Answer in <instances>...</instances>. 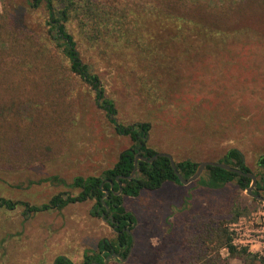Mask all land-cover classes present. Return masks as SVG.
<instances>
[{
  "label": "rangeland",
  "instance_id": "rangeland-1",
  "mask_svg": "<svg viewBox=\"0 0 264 264\" xmlns=\"http://www.w3.org/2000/svg\"><path fill=\"white\" fill-rule=\"evenodd\" d=\"M5 6L0 1V14ZM226 35L227 40L233 34ZM249 36H239L240 44L230 41L231 47L230 42L215 40L203 52L180 54L170 47L165 54L174 68V94L167 98L162 90L164 98L155 106L133 89L132 75H126L125 81L113 76L107 95L114 100L116 121L123 125L150 122L148 145L170 154L175 162H224L225 152L235 147L249 169L257 172L255 160L264 153V36ZM87 88H77L80 105L67 129L56 128L58 133L44 135L37 145L33 141L26 145L20 134L14 144L8 143L14 167H0V197L18 204L12 209L0 206V264H53L57 256L83 264L84 255L96 251L102 238H115L111 226L90 213L93 200L26 212L27 207L47 203L58 193L77 194L78 189L67 187L73 178L100 176L132 144L130 138L116 133L110 116ZM122 198L137 218L134 242L126 260L112 259L108 264L171 262L187 248L199 223L212 226L224 220L228 227L241 220L246 234L264 225V202L235 182L219 189L205 187L197 179L187 185L166 182L160 190ZM236 208L248 213L228 221ZM256 244L246 248L260 255ZM219 255L222 264L241 263L223 247Z\"/></svg>",
  "mask_w": 264,
  "mask_h": 264
},
{
  "label": "trees",
  "instance_id": "trees-1",
  "mask_svg": "<svg viewBox=\"0 0 264 264\" xmlns=\"http://www.w3.org/2000/svg\"><path fill=\"white\" fill-rule=\"evenodd\" d=\"M0 1L7 4L0 14V167H14L9 144L19 140V134L26 145L31 141L37 145L44 135L67 129L75 121L80 105L77 88L87 85L97 106L113 116L110 121L116 133L130 138L132 144L100 176L73 178L68 185L79 189L77 194L58 193L47 203L27 207L26 212L61 209L68 203L91 199L94 200L91 213L99 216L108 206L119 221L118 233L113 239H101L93 255H84L83 264L90 258L103 264L102 253L106 255L113 250L124 258L132 242L124 228L133 229L136 217L126 210L122 197H135L142 190H156L166 182L180 181L165 156L150 162L139 160L132 177H120L131 173L135 151L140 150L148 158L157 151L148 145L150 122L123 125L115 121V103L107 95L114 83L113 76L125 81L126 75H132L133 89L148 96L153 106L164 98L162 90L171 98L174 68L166 51L171 47L170 51L177 50L180 54L203 52L215 40L240 44L239 36H264V0H218L214 5L194 0ZM226 34L233 35L226 40L223 38ZM233 36L235 39H231ZM222 159L258 177L252 193L264 197V153L255 160L257 172L249 169L238 148H229ZM175 164L184 178L195 171L196 163L192 160ZM105 179L110 181L100 186ZM197 182L210 189L235 182L245 190L251 179L208 165ZM119 187L121 192L116 194ZM103 189L107 190L104 197ZM17 204L0 197V206L12 209ZM247 213L246 209L236 208L228 221ZM225 223L224 220L212 226L199 223L196 234L187 241V248L173 261L149 264H222L220 247L240 264H264V257L232 243ZM53 264L73 263L57 256Z\"/></svg>",
  "mask_w": 264,
  "mask_h": 264
},
{
  "label": "water",
  "instance_id": "water-1",
  "mask_svg": "<svg viewBox=\"0 0 264 264\" xmlns=\"http://www.w3.org/2000/svg\"><path fill=\"white\" fill-rule=\"evenodd\" d=\"M116 121V119H115ZM158 156H165L169 159V162H170V166L172 167L174 173L176 174V176L178 177L180 183L182 184H188L192 181H194L196 178L199 177V175L201 174V172L203 171V169L206 167V166H215V167H219V168H222L224 170H227V171H230V172H234V173H237V174H240V175H244V176H247L251 179V183L249 184V186L245 189L246 190V193L248 195H251V196H254V197H257L259 200H261L262 202H264V197L262 196H257L255 194H253L251 191L252 189L254 188L255 184H256V176L251 173V172H244L242 170H240L239 168H236V167H233L225 162H211V161H204V162H201L199 164H197V167H196V170L195 172L188 178H183V176L181 175V173L177 170L176 168V165H175V162L172 158V156L168 153H164V152H157L155 155L151 156L150 158H147L145 156H141V155H137L135 156L134 158V162H133V169L131 171V173L128 175V176H120L121 178H130L134 175V172H135V169H136V164H137V159L139 160H143V161H147V162H150L152 161L153 159L157 158ZM118 179V178H116ZM110 185L112 187V183L110 182ZM120 191V190H119ZM104 193L106 194L107 191L105 190ZM107 209V208H106ZM101 217L103 218L104 216L101 215ZM105 221H107L108 219L107 218H103ZM112 256H116L117 258H119L120 260H122V257L120 255H118L117 253H113ZM111 258L110 256L108 258H106L103 262V264H106L107 263V260ZM95 264H98V263H95Z\"/></svg>",
  "mask_w": 264,
  "mask_h": 264
},
{
  "label": "flooded vegetation",
  "instance_id": "flooded-vegetation-1",
  "mask_svg": "<svg viewBox=\"0 0 264 264\" xmlns=\"http://www.w3.org/2000/svg\"><path fill=\"white\" fill-rule=\"evenodd\" d=\"M110 117H113V116H110ZM117 122V121H116ZM122 152V151H121ZM135 153V155H134V158H135V156H137V155H141L140 154V150H138V151H135L134 152ZM141 156H143V155H141ZM146 157V156H145ZM134 158H133V162H134ZM148 158V157H147ZM138 161H139V159H137V163H138ZM141 161H143V160H141ZM175 162V161H174ZM170 163V162H169ZM176 165V164H175ZM136 167H137V164H136ZM196 167H197V164H196V166H195V170H196ZM177 168V167H176ZM206 168V167H205ZM205 168L203 169V173H205ZM133 169V168H132ZM135 171H136V169H135ZM195 172V171H194ZM193 172V173H194ZM201 172V174L199 175V177L198 178H196L197 180L200 178V176L203 174ZM135 173V172H134ZM192 173V174H193ZM191 174V175H192ZM190 175V176H191ZM189 176V177H190ZM184 178V177H183ZM188 178V177H187ZM186 179V178H185ZM195 179V180H196ZM194 180V181H195ZM109 182L110 180L109 179H105L102 183H101V185L100 186H102L103 185V183L104 182ZM193 182V181H192ZM172 183V182H171ZM256 183H257V177H256ZM179 184H181V185H187V184H182V183H179ZM189 184V183H188ZM164 185V184H163ZM162 185V186H163ZM256 185V184H255ZM161 186V187H162ZM67 187H69L68 185H67ZM161 187L160 188H158V189H156V190H160L161 189ZM254 188H255V186H254ZM253 188V189H254ZM72 189V188H71ZM76 189V188H75ZM111 189H112V187H111ZM252 189V190H253ZM106 189H103V191H105ZM120 190V191H119ZM78 191H79V189H78ZM107 191V190H106ZM142 191H152V190H142ZM141 191V192H142ZM64 192H67V191H64ZM68 192H70V191H68ZM121 192V188L119 187V189H118V191H116L115 193L117 194V193H120ZM140 192V193H141ZM252 192V191H251ZM78 193V192H77ZM107 194V193H106ZM105 193H104V195H103V197L106 195ZM254 194V193H253ZM255 195H257V194H255ZM257 196H261V195H257ZM102 197V198H103ZM263 197V196H262ZM257 198V197H256ZM258 199V198H257ZM88 200H91V199H88ZM259 200V199H258ZM87 201V200H86ZM261 201V200H260ZM93 203H94V200H93ZM92 206H93V204H92ZM106 208L107 209H105L104 211H102L101 212V214L99 215V217L103 220V221H105L103 218H107L108 220L107 221H105V222H107L110 226H111V228H112V231L115 233V237H116V234L118 233V231H117V229H116V227L118 226V224H119V221L117 220V219H115V217H114V214H113V212L112 211H110L109 210V208H108V206H106ZM126 208V207H125ZM127 210V209H126ZM128 211H131V210H128ZM132 212V211H131ZM91 213V212H90ZM92 214V213H91ZM93 215V214H92ZM101 215H103L104 217L102 218L101 217ZM135 215V214H134ZM93 216H98V215H93ZM136 217V216H135ZM137 224V218H136V223H135V225ZM125 230H127L128 232H129V234H130V236L132 237V242H131V245H130V247L128 248V252L126 253V256L123 258L122 257V260H120L119 258H117L116 256H112V254L113 253H116L114 250L113 251H110V252H108L106 255H104L103 253H102V261L104 262V260L106 259V258H108L109 256L111 257V258H109L108 260H107V263L106 264H108L112 259H119V261L120 262H122L123 260H126L127 259V257H128V255H129V253L131 252V249H132V246H133V242H134V235H133V229H129V228H127V227H125L124 228ZM102 239H109V238H102ZM98 246V245H97ZM98 249V248H97ZM95 251H93V253H94ZM93 253H91V255L93 254ZM118 254V253H117ZM91 255H89V256H91ZM119 255V254H118ZM90 261L87 263V264H95V263H98L97 261H95V260H93V259H89ZM86 260L84 259V262H85ZM83 262V263H84ZM102 262V263H103ZM99 264V263H98Z\"/></svg>",
  "mask_w": 264,
  "mask_h": 264
},
{
  "label": "built area",
  "instance_id": "built-area-1",
  "mask_svg": "<svg viewBox=\"0 0 264 264\" xmlns=\"http://www.w3.org/2000/svg\"><path fill=\"white\" fill-rule=\"evenodd\" d=\"M261 228L262 230H254L253 228H251L246 234L245 229L241 225V220H238L237 222H232L228 225L230 236L232 238V243L234 245L240 248L251 246L252 243H258L256 244L259 247L258 253L262 257H264V225H262ZM243 237H245L246 239H244Z\"/></svg>",
  "mask_w": 264,
  "mask_h": 264
}]
</instances>
